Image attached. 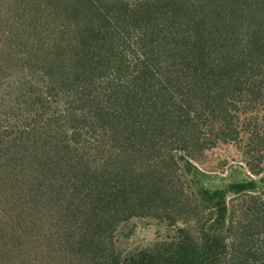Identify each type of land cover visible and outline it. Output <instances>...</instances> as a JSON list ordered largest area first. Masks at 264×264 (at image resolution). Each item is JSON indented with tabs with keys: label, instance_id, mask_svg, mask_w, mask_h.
<instances>
[{
	"label": "trees",
	"instance_id": "16d2710c",
	"mask_svg": "<svg viewBox=\"0 0 264 264\" xmlns=\"http://www.w3.org/2000/svg\"><path fill=\"white\" fill-rule=\"evenodd\" d=\"M240 102L264 108V0H0V264H264L261 208L238 246L186 179ZM135 217L176 233L122 255Z\"/></svg>",
	"mask_w": 264,
	"mask_h": 264
},
{
	"label": "rangeland",
	"instance_id": "374dc122",
	"mask_svg": "<svg viewBox=\"0 0 264 264\" xmlns=\"http://www.w3.org/2000/svg\"><path fill=\"white\" fill-rule=\"evenodd\" d=\"M237 107L238 109L236 106L234 107L233 113L227 112V116L232 114L236 117L234 119L236 126L238 130H241L237 136L227 139L221 136L217 140L216 133L211 125L207 124V120L200 124V129H194L195 133H200L204 137L208 147L204 152L203 150L199 152L200 160H195L200 172L194 171L193 177L186 175V179L190 186L188 190L190 192L193 190L196 196L199 195L201 189H213L211 199L214 200H210L209 204L211 202L224 204V201L227 203L229 210L226 211L224 218L226 222L223 228L226 230L228 225H233L234 231H238L242 237L238 246H244L246 242L248 243L250 234H248L249 231L246 232L247 234L244 232L247 230V223L243 224L246 220L243 210L249 204V206L261 208L260 213L258 210L256 212L259 213L264 222V108L261 106L258 109L254 108L252 109L253 113L250 112L248 116L244 117L245 105L240 102ZM239 115L240 118H238ZM208 116H213V114L210 113ZM209 120L211 121V119ZM242 186L245 189H241ZM235 187L239 191H235ZM218 191L221 199H218ZM223 197L226 198L223 199ZM244 202H246V206ZM217 215L206 213L204 218L207 219L204 220V223H207L208 226ZM0 217L2 226L9 224V217H6L4 212L0 213ZM182 223L185 225L184 222L180 224ZM207 228L209 229V227ZM256 231H259L254 236L257 242L253 243H256V246H262L264 249V231L261 230L260 226ZM175 233L176 231H171L167 221L151 217H135L118 230L117 250L122 255H128L130 252L146 248L152 249L157 242L172 237ZM238 253L237 251V255H239Z\"/></svg>",
	"mask_w": 264,
	"mask_h": 264
}]
</instances>
